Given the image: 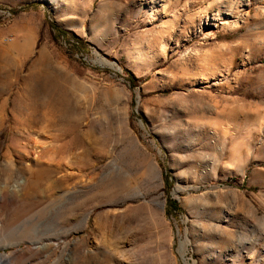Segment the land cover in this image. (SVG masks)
<instances>
[{"label":"rangeland","instance_id":"374dc122","mask_svg":"<svg viewBox=\"0 0 264 264\" xmlns=\"http://www.w3.org/2000/svg\"><path fill=\"white\" fill-rule=\"evenodd\" d=\"M0 256L264 264V0H0Z\"/></svg>","mask_w":264,"mask_h":264},{"label":"trees","instance_id":"16d2710c","mask_svg":"<svg viewBox=\"0 0 264 264\" xmlns=\"http://www.w3.org/2000/svg\"><path fill=\"white\" fill-rule=\"evenodd\" d=\"M175 202V204H177L178 205V202H176V201H174Z\"/></svg>","mask_w":264,"mask_h":264},{"label":"bare ground","instance_id":"6f19581e","mask_svg":"<svg viewBox=\"0 0 264 264\" xmlns=\"http://www.w3.org/2000/svg\"><path fill=\"white\" fill-rule=\"evenodd\" d=\"M1 258H2V257L0 256V260H1Z\"/></svg>","mask_w":264,"mask_h":264}]
</instances>
